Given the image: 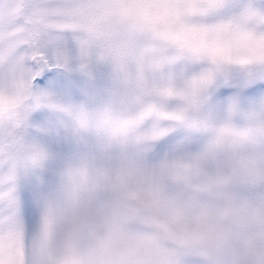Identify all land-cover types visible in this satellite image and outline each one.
Here are the masks:
<instances>
[{
	"label": "snow or ice",
	"instance_id": "snow-or-ice-1",
	"mask_svg": "<svg viewBox=\"0 0 264 264\" xmlns=\"http://www.w3.org/2000/svg\"><path fill=\"white\" fill-rule=\"evenodd\" d=\"M0 264H264V0H0Z\"/></svg>",
	"mask_w": 264,
	"mask_h": 264
}]
</instances>
